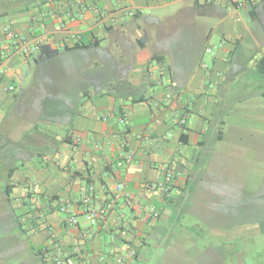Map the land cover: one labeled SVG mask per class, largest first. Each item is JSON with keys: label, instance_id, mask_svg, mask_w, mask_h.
I'll return each instance as SVG.
<instances>
[{"label": "crops", "instance_id": "0c3cea01", "mask_svg": "<svg viewBox=\"0 0 264 264\" xmlns=\"http://www.w3.org/2000/svg\"><path fill=\"white\" fill-rule=\"evenodd\" d=\"M263 3L61 0L0 13L9 14L5 18H13L14 29L29 41L47 36L40 49L3 57L0 66V159L27 160L3 165L0 202L12 211L15 232L28 243L27 262L44 264L41 251L47 248L51 256L62 254L73 264H112L116 254L129 257L132 250L128 264L152 263L159 253V264H264L261 258L246 262L244 250L199 246L198 241L218 237L215 229L206 234L192 223L199 224V216L206 219L204 206L213 203L204 192L217 184L202 183L208 173L203 162L213 154L208 143L222 141L233 123L226 112L233 110L235 86H247L246 45L258 53L252 68L262 86L244 96H264V42L255 31L246 33V41L234 30L243 21L241 8L254 7L260 18L257 7ZM159 8H171L167 17L175 20L189 12L194 24L219 20L203 32L201 42L190 44L166 28L185 36L198 26L142 24L147 9ZM131 17L136 21L125 26ZM149 18L157 25L167 19ZM14 44L1 36L0 56ZM77 44L91 45L72 48ZM44 45L59 53L36 62ZM10 85L15 90H8ZM237 110L242 120L253 111L264 123L263 105L248 103ZM123 113L128 123L120 121ZM182 117L185 123L179 122ZM168 171L181 174L169 193L147 187ZM91 184L93 204L118 193L115 209L95 226L82 200ZM67 204L71 214L62 210ZM153 206L160 211L157 220L147 218ZM246 225L240 222L235 233L231 230L230 241L249 238Z\"/></svg>", "mask_w": 264, "mask_h": 264}, {"label": "rangeland", "instance_id": "374dc122", "mask_svg": "<svg viewBox=\"0 0 264 264\" xmlns=\"http://www.w3.org/2000/svg\"><path fill=\"white\" fill-rule=\"evenodd\" d=\"M39 1L43 0H0V13L7 12L10 14L20 7ZM170 9H147V17H145L146 20L142 24L144 26H198V29H194V32L191 28L186 30L185 36L166 28V31L175 32L176 38L191 44L192 42H201L203 32L206 29L209 30L210 26H217L219 20L210 19L205 24H194L193 14L189 12L182 14V20L181 18L175 20L167 17ZM257 10L260 18L253 16L249 8L239 10L243 21L241 26L234 25V30L238 29L237 31L242 32L246 41L249 40V38H246V33L255 31L258 38L264 42V3L258 6ZM9 14L5 17H8ZM151 14L153 16L163 15L167 19L162 25L161 23L157 25L148 20L151 18H149ZM135 21L136 19L131 17V20L124 22V25L130 26L129 24H133ZM226 24L224 26H230ZM117 26H120V24ZM190 33L192 34L189 35ZM250 45H246V48L242 49L244 64L248 67L243 75V82L247 86L243 90L235 86L232 103L229 107L230 110H233L226 112L228 121L233 123L225 128V137L222 141L213 142L211 140L208 143V146L213 149V154L212 157L204 159L203 162V166L206 167L208 173L205 174L202 183L204 185L217 184L216 186L210 185L204 192L205 196L209 198L207 200L212 199L213 203H207L210 205L204 206L207 214L206 219H201L199 216V219L196 218L198 222L200 221L199 224L196 223V220L192 223L200 225L206 234L211 228H213L212 231L215 229V236L218 237L198 241L201 242L199 246L206 244L207 246L218 247L220 251L231 248L244 250L246 262L255 263L259 258L264 260V123L257 119V114L253 111V114L248 115V118L246 117L247 119L242 120V117H240L242 113L237 110L248 105V103L250 107L264 106V96H250L248 100V96H244L249 91L252 92L254 88H258L259 85L262 86L255 79L257 73L252 68V63L255 61L254 57H258V53L253 49V45ZM26 92L27 89L24 91V96L27 99L29 93ZM242 98L244 104L241 103L240 99ZM22 154L26 155L27 153ZM6 162L21 165L27 160L21 158L15 160L0 159V173ZM226 194H229V197H226ZM7 210L6 204L0 202V264H30L26 261L27 255L24 251L28 243L23 242L22 238L20 239L17 232H15V218L12 211L9 210L8 212ZM207 212L211 213L208 215ZM249 221L252 223H249ZM240 222H247L246 226L250 231L249 238H241L240 236L230 241V238H228L229 233L231 230L235 233L234 230L238 228ZM224 236H227V238ZM157 250H160V248ZM157 250L154 249V253ZM154 253L153 255H156ZM153 255L150 259H153ZM161 260L162 256L159 253L155 256V260L152 263L148 262V264H159Z\"/></svg>", "mask_w": 264, "mask_h": 264}, {"label": "built area", "instance_id": "2783aa9c", "mask_svg": "<svg viewBox=\"0 0 264 264\" xmlns=\"http://www.w3.org/2000/svg\"><path fill=\"white\" fill-rule=\"evenodd\" d=\"M206 2H210L212 0H205ZM233 5H246L249 2H253V0H228ZM14 20L13 18H0V37L6 36L10 39L15 40V44L13 48L8 50L7 52H3L0 56V66L3 62V57H9L12 55H21V56H29L35 50L40 49L45 40L47 39L46 35L40 36L35 38L33 41H29L26 38L22 37L19 31L14 29ZM8 90L13 91L15 87L10 85ZM120 121L128 123V114L123 113L120 116ZM180 123H185V117H182L179 120ZM131 158V156H129ZM180 173L175 171H168L165 177L157 182H153L147 185V187L151 190H162L166 193H169L170 190L173 188V185L176 181V178L180 176ZM124 189V184L119 183L117 186V190L121 191ZM95 190V185H90L88 187V192L84 194L82 197L83 202L86 203V207L84 209V214L86 218L90 221V223L95 226L98 225L100 222L106 220L109 214L115 209L116 202L118 199V193L107 197L103 202L99 204H93L91 201V194ZM62 210L66 213H72L71 206L67 204L66 206L62 207ZM160 217V211L156 207H151L147 212V218L150 220H157ZM69 220L71 223H76V218L74 215H70ZM43 251L45 252V256L48 261H51L53 264H73V262L68 261L66 256L59 255V256H51L47 248H44ZM135 255V251H131L129 253V257H125L120 254H116L114 256V261L112 264H128V258L133 259Z\"/></svg>", "mask_w": 264, "mask_h": 264}, {"label": "trees", "instance_id": "16d2710c", "mask_svg": "<svg viewBox=\"0 0 264 264\" xmlns=\"http://www.w3.org/2000/svg\"><path fill=\"white\" fill-rule=\"evenodd\" d=\"M54 1H61V0H43V1H40V4L39 5H45V4H47V3H50V2H54ZM69 1H72V0H69ZM29 8V6H26V9H28ZM251 14L253 15V16H255L256 17V11H255V8L253 7V9H251ZM5 15H7V14H0V18H3V17H5ZM96 43H98V41L97 42H95V44ZM91 44H84V45H75V46H73L72 48H78V47H88V46H90ZM261 68L264 70V58L261 60ZM7 192H9L8 190H7ZM30 209H31V207H30ZM34 211V210H33ZM38 218L40 217V216H37ZM36 217V218H37ZM42 253H43V262H44V264H53L51 261H48L47 260V258H46V256H45V252L43 251V249H42V251H41ZM66 259H68V257H66ZM82 260H80L79 261V263L81 262Z\"/></svg>", "mask_w": 264, "mask_h": 264}, {"label": "water", "instance_id": "95a60500", "mask_svg": "<svg viewBox=\"0 0 264 264\" xmlns=\"http://www.w3.org/2000/svg\"><path fill=\"white\" fill-rule=\"evenodd\" d=\"M57 53H59V50H54L49 45H44L41 54L35 59V61L38 62L44 60ZM29 65H30L29 63L26 64V67H28V69H29ZM22 71H23V77L25 78L27 76L28 70L23 68Z\"/></svg>", "mask_w": 264, "mask_h": 264}]
</instances>
